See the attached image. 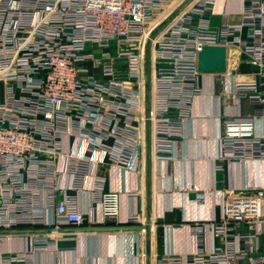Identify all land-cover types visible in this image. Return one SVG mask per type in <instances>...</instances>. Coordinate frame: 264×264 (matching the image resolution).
<instances>
[{"label": "built area", "instance_id": "1", "mask_svg": "<svg viewBox=\"0 0 264 264\" xmlns=\"http://www.w3.org/2000/svg\"><path fill=\"white\" fill-rule=\"evenodd\" d=\"M185 1L0 0V229H48L59 245L64 224H97L80 209L79 193L92 194L105 223H121L120 193L106 190L101 174L90 187L85 179L93 164L131 169L135 157L145 162L150 39L152 157L168 163L177 158L190 101L203 93L206 72L198 58L205 45L236 47L264 76V0H240L237 21L222 8L217 25V0H189L173 16ZM262 83L235 79L232 91L217 95L257 106L246 117L219 118V167L264 159V134L256 125L264 119ZM70 136L82 143L81 152L65 151ZM68 175L72 186L61 182ZM247 190L227 189L221 216L193 223L196 249L186 257L166 255L160 264H264V186ZM142 222L134 212L123 223ZM205 227L218 240L211 252L203 248ZM31 249L2 255V264H34V253L49 245L37 240Z\"/></svg>", "mask_w": 264, "mask_h": 264}, {"label": "crops", "instance_id": "2", "mask_svg": "<svg viewBox=\"0 0 264 264\" xmlns=\"http://www.w3.org/2000/svg\"><path fill=\"white\" fill-rule=\"evenodd\" d=\"M222 8L227 10L231 20L239 19L240 0H217L212 22L215 18L220 24ZM228 52L230 61L224 72L201 75L203 93L190 101V116L184 123V137L177 146V158L168 163L152 157L150 204L146 196L147 157L144 164L135 157L131 169L106 165L98 170L97 164H93L92 173L85 179L90 187L94 174H101L106 180L105 189L120 193L121 223L115 221L114 224H123L132 213L140 212L143 222L138 225L147 223L148 230H84L106 223L101 206L93 202L92 194L79 193L80 209L97 224H64L59 229L58 235L63 238V241L58 240L59 245L48 229L35 226L0 229V264L4 254L30 253L37 240L48 244L49 250L35 252L34 264H160L166 255L186 257L197 247L193 223L220 217L227 189L244 195L249 187H263L264 159H238L225 162L222 167L215 160L219 152L216 137L219 118L246 117L257 107L245 97L223 101L217 95L224 89L232 91L235 79L262 78L261 89L264 90V76H258L246 61L249 58L236 47ZM256 125L258 133L264 134V119H258ZM82 146L73 136L64 140L65 151H77L80 147L81 152ZM58 161L61 167L62 157ZM61 182L72 186L74 178L64 176ZM42 204L43 199L39 202L41 209L46 207ZM50 216L54 217V212L50 211ZM202 238L203 248L209 252L218 243L208 227L204 228Z\"/></svg>", "mask_w": 264, "mask_h": 264}, {"label": "water", "instance_id": "3", "mask_svg": "<svg viewBox=\"0 0 264 264\" xmlns=\"http://www.w3.org/2000/svg\"><path fill=\"white\" fill-rule=\"evenodd\" d=\"M189 0H186L180 7L175 11L173 16L184 7ZM156 32L151 36L153 38ZM227 48L222 45H205L199 53L198 58V67L201 72H211V73H222L227 68ZM145 66H146V82H147V121L145 125V145H146V157H147V171H146V196L147 203H151V162H152V129L151 123L149 121V96L150 90L149 85L151 81V39L147 43L146 56H145ZM149 229V225H130V224H111L110 221H107L105 225H97L86 227L84 230L87 231H110V230H131V229Z\"/></svg>", "mask_w": 264, "mask_h": 264}, {"label": "rangeland", "instance_id": "4", "mask_svg": "<svg viewBox=\"0 0 264 264\" xmlns=\"http://www.w3.org/2000/svg\"><path fill=\"white\" fill-rule=\"evenodd\" d=\"M213 25H217L215 18L213 19Z\"/></svg>", "mask_w": 264, "mask_h": 264}, {"label": "trees", "instance_id": "5", "mask_svg": "<svg viewBox=\"0 0 264 264\" xmlns=\"http://www.w3.org/2000/svg\"><path fill=\"white\" fill-rule=\"evenodd\" d=\"M115 222H111V224H114Z\"/></svg>", "mask_w": 264, "mask_h": 264}]
</instances>
